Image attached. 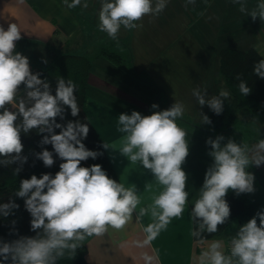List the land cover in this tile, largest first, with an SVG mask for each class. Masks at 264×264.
Returning <instances> with one entry per match:
<instances>
[{"label":"clouds","instance_id":"clouds-1","mask_svg":"<svg viewBox=\"0 0 264 264\" xmlns=\"http://www.w3.org/2000/svg\"><path fill=\"white\" fill-rule=\"evenodd\" d=\"M239 11L253 20L264 21V0L248 12L243 0H234ZM81 0L68 5L75 8ZM195 3V0H188ZM167 6V0H102L99 11V30L113 40L124 29L142 27L138 24L145 16H158ZM83 7H88L87 3ZM17 24L0 26V164H23L21 133L37 129L44 135L41 144L52 145L55 154L63 161L55 175H32L20 182L17 197L24 198L25 208L31 214V230L34 237L22 236L11 242L0 241V264H57L72 258L83 242L91 237H102L113 230H123L133 220L150 217L143 226L144 239L139 246H147L165 230L173 218L181 217L188 202L187 174L182 165L189 155L186 131L178 126L177 119L184 114L182 103L175 102L169 109L142 115L138 111L120 114L117 131L123 134L118 141L104 143L118 149L132 164L139 162L150 170L161 186L152 202L140 206L141 197L134 186L110 178L99 164L81 166L82 161L96 159L100 153L86 148L89 127L85 123L64 119L65 107L73 117L78 116L76 84L64 78L57 79L55 95L50 83L33 74L29 59L16 51L21 40ZM46 63V61H45ZM254 73L264 78V59L254 65ZM239 79V77H237ZM21 86L23 92L21 94ZM239 91L247 96L251 89L240 81ZM193 96L202 107L207 105L215 114L223 111L224 101L230 96L226 90L208 97L206 90L193 89ZM14 106V108L9 107ZM158 106L153 104L152 108ZM201 122L210 124L207 115L201 113ZM19 121V122H18ZM55 129H60L59 134ZM223 136L209 138V155L213 164L207 169L204 182L191 208V219L196 225L194 237L213 234L218 226L230 217V206L225 199L229 190L237 195L254 192V174L247 169L264 165V139L252 146L229 139L222 144ZM46 167L54 164L53 152L44 149L36 154ZM17 173L20 168L15 170ZM19 206L14 202L0 204V215L7 217ZM139 210L137 211V209ZM151 264V257H145ZM197 264H264V210L259 211L247 223L239 227L230 241V253L226 254L221 241H213L201 251Z\"/></svg>","mask_w":264,"mask_h":264},{"label":"crops","instance_id":"crops-1","mask_svg":"<svg viewBox=\"0 0 264 264\" xmlns=\"http://www.w3.org/2000/svg\"><path fill=\"white\" fill-rule=\"evenodd\" d=\"M101 3L102 0H99L95 9L94 25L86 26L78 11L68 7L70 2L67 0H0V26L6 30L9 24L18 25L22 39L16 42V51L29 59L30 69L36 74L40 73L56 54L85 53L92 49V43L102 39V33L107 35L99 30L98 15ZM150 31L121 27L117 37L121 42L113 43V47L126 58L128 56V69L104 56L93 60L84 110L103 144L106 142L111 145L123 135L117 131L120 114L130 115L132 111H138L142 115H151L154 111H161L159 101L148 98V86L141 88V82L137 81L143 79L151 82L158 93L167 91L166 82L172 78L169 73L172 59L179 60L174 47L178 48L182 44L177 42L174 30L162 32L155 39L154 32L148 34ZM146 32L141 39L140 33ZM255 32L258 42L246 48L254 46L264 55V21L257 25ZM124 40L127 41L125 44ZM154 57L156 59H152ZM178 76V79H184L181 78L182 74ZM184 94L183 91L180 96ZM153 104L158 107L153 109ZM209 112L210 108L205 113L208 117ZM180 121L177 124L186 131L189 145V155L182 165L188 177L186 191L189 192L183 215L173 218L150 245L139 246L144 239L143 226L152 221L150 217H145L141 222H137L136 213H133V220L123 230L110 229L102 237H91L83 242L88 264H148L146 256L151 257V264H197L201 251L213 241H221L224 251L226 250L229 238L235 235L233 233H222L209 239H196L192 235V203L199 196V190L207 169L213 164V158L209 155L211 149L207 145L202 146L194 131L196 127H206L208 124L198 125L201 121L197 120V125ZM106 151L119 181L126 187H135L141 197L140 206L150 204L153 195L161 190L151 171L144 169L139 162L132 164L118 149L110 146Z\"/></svg>","mask_w":264,"mask_h":264},{"label":"trees","instance_id":"trees-1","mask_svg":"<svg viewBox=\"0 0 264 264\" xmlns=\"http://www.w3.org/2000/svg\"><path fill=\"white\" fill-rule=\"evenodd\" d=\"M112 42L106 45H95L85 53L63 52L56 54L39 74L41 79H46L50 83L53 95H55L58 78L70 79L76 84L77 88L74 94L77 96L80 112L78 116L73 117L71 110L65 107L64 119L61 120L57 117V123L66 124L68 121L79 120L81 123L87 124L89 133L82 142L87 149L96 151L100 155L96 159L89 158L82 161L81 166L91 167L94 164H99L110 178L120 182L107 151L84 110L92 64L95 58L104 56L125 69L130 67L128 59L115 50ZM219 54L220 73L230 91V98L224 101L221 114L217 115L210 109L209 119L211 123L206 127H196L194 131L199 138L205 141L209 138L215 139L213 134L208 133L209 130L215 134L227 132L233 135L235 133L238 134L235 138L236 143L239 144L237 140L241 139L242 144L252 146L260 139H264V132L253 121V119H258L264 122V78H260L254 73V65L264 59V55L254 46L249 48L228 46L222 48ZM241 80L246 82L251 89L247 96H243L239 91ZM22 92L23 90L21 94ZM218 94L219 92L215 95ZM11 107L14 108V106ZM244 114L246 117H241ZM55 132L59 134L60 129H55ZM44 135H48V133H39L37 129L30 130L27 134L22 132V156L27 157V161L23 164L16 162L7 166L0 164V204L14 201L19 206L13 209L7 217L0 215V241L11 242L22 236H36V232L31 230L32 217L25 208L24 198L17 197L15 193L19 190L20 182L23 179H29L32 175L40 178L42 174L54 176L59 171V165L63 161L55 154L52 145L40 143ZM44 149L53 152L54 164L51 167H46L43 161L36 156ZM17 168H20L18 173L15 171ZM247 171L254 174V192L237 195L233 190H229L225 197L230 206L229 219L225 224L218 226L216 233H204L202 238L195 237L196 239H209L230 232L237 223L244 225L257 212L264 210V199L260 195L261 183L257 171L251 166ZM193 205L194 202L192 207ZM195 227L194 224V229ZM57 264H88L84 245L77 249L74 257L68 258L66 256L58 260Z\"/></svg>","mask_w":264,"mask_h":264},{"label":"rangeland","instance_id":"rangeland-1","mask_svg":"<svg viewBox=\"0 0 264 264\" xmlns=\"http://www.w3.org/2000/svg\"><path fill=\"white\" fill-rule=\"evenodd\" d=\"M67 1L70 4L72 3V0ZM260 2L262 0H247L244 3L246 4L248 12H251ZM85 3L88 5L86 8L83 7ZM153 3H155V0H153ZM98 5L99 0H81L80 5L75 7L86 26L94 25L93 18ZM261 22L259 18L253 20L247 13H241L239 11V4L234 2V0H195V3L192 4L188 3V0H167L166 8L158 16L147 15L141 21L137 22L142 25V27H137L138 30H151L148 34L150 35L154 32V39L162 32L170 29L174 30L178 39L177 42L182 44L178 48L174 47L175 55L179 60L172 59L171 69L169 71L172 78L167 82L165 81L168 90H163L167 96L163 92L158 93L153 88L155 86L151 82L149 83L148 81L140 79L141 81H137V83L141 82V88L144 85L148 86V98L156 102L159 101L158 104L160 103L162 106L161 111L169 109L175 102L182 103L185 111L183 116L178 118L176 122L181 120L197 125L195 120L201 121V113L206 115L205 113L208 112L209 107L207 105L201 107L198 104L192 94L193 89L199 88L206 90L209 98L221 90H226L230 93L220 73L219 52L222 48L228 46L246 48L252 44L256 45L258 41L255 28ZM102 34V39L99 42L92 43L90 48H93L95 45H106L112 41H114L112 44H116L120 41L118 39L113 40L104 33ZM140 34L141 39H143V36L147 32ZM91 35L93 37V33ZM126 42L124 40V44ZM152 59L156 58L154 57ZM179 74H182L181 78L184 77V79H178ZM183 91L185 94L180 96ZM144 114L149 115L148 113ZM242 116L246 117L245 114ZM253 121L264 132V122L258 119H253ZM201 124L205 123H198V125ZM208 133L213 134L215 139L217 136H223L224 140L221 142L222 144L226 143L229 139L235 141L238 135L235 133L231 135L227 132L215 134L210 130ZM199 140L203 144V147L207 145L211 149L207 141L202 138H199ZM237 141L241 143L242 140ZM251 168L257 171V176L261 183L260 195L264 199V165L259 167L252 165ZM240 226L242 224L237 223L230 233L236 234Z\"/></svg>","mask_w":264,"mask_h":264},{"label":"built area","instance_id":"built-area-1","mask_svg":"<svg viewBox=\"0 0 264 264\" xmlns=\"http://www.w3.org/2000/svg\"><path fill=\"white\" fill-rule=\"evenodd\" d=\"M233 236H235V235H233ZM233 236H231V237L229 238V240H228V244H227V247H226V250H225V253H226V254H229V253H230V241H231V238H232Z\"/></svg>","mask_w":264,"mask_h":264}]
</instances>
